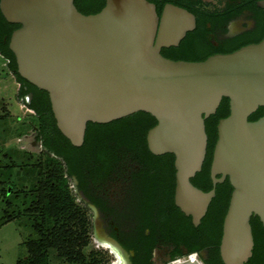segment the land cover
Segmentation results:
<instances>
[{
	"label": "water",
	"instance_id": "water-1",
	"mask_svg": "<svg viewBox=\"0 0 264 264\" xmlns=\"http://www.w3.org/2000/svg\"><path fill=\"white\" fill-rule=\"evenodd\" d=\"M264 9V0H258ZM13 30L9 48L18 74L49 95L56 125L81 146L89 122L109 123L139 111L157 123L147 132L149 150L175 156L177 207L201 223L227 178L233 187L223 220L224 264H245L255 245L251 218L264 226V37L204 60H174L162 48L178 46L194 30L193 12L166 3L161 14L149 0H106L97 13L75 0H0ZM229 99L217 124L210 176L197 187L208 149L206 119Z\"/></svg>",
	"mask_w": 264,
	"mask_h": 264
},
{
	"label": "trees",
	"instance_id": "trees-1",
	"mask_svg": "<svg viewBox=\"0 0 264 264\" xmlns=\"http://www.w3.org/2000/svg\"><path fill=\"white\" fill-rule=\"evenodd\" d=\"M149 1L156 4L159 14L170 2L187 8L196 16V29L188 32L178 46L163 48L162 54L174 60H204L214 53L232 52L264 37V9L258 6V0H234L223 12L202 9L197 5L201 0ZM105 3L106 0H75L77 8L85 14L99 12ZM243 10L252 11L257 18L254 31L219 47L214 46L208 39V22L214 25L218 21H226ZM19 26L8 22L0 10V52L10 61L5 67L15 72L21 84L20 98L33 93L28 106L35 113L31 122L23 127L36 130L44 150L37 159L28 150L20 149L9 150L4 155L5 160L0 159V227L17 222L28 231L23 243L26 254L17 264H50L52 255L61 260V264H104L103 257L99 256L101 252L91 247L90 214L87 207L77 200L72 187L73 176L80 180L89 176L95 181H103L121 160L126 159L138 165L136 175L142 186L143 201L148 207L151 230L160 225L166 236L176 244L186 245L191 252L208 248L210 259L207 264H224L219 246L233 190L228 178L217 184L216 196L201 223L195 226L192 218L185 215L174 201V154L155 155L148 148L147 132L157 123L150 113L139 111L109 123L89 122L83 145L74 146L56 125L48 93L17 72L9 39ZM229 112V99L223 98L217 112L206 119L207 155L202 170L191 179L204 191L213 188L210 167L217 124ZM262 115L264 107L249 119L256 120ZM251 224L255 245L253 256L245 264H264V226L256 215L252 216Z\"/></svg>",
	"mask_w": 264,
	"mask_h": 264
},
{
	"label": "flooded vegetation",
	"instance_id": "flooded-vegetation-1",
	"mask_svg": "<svg viewBox=\"0 0 264 264\" xmlns=\"http://www.w3.org/2000/svg\"><path fill=\"white\" fill-rule=\"evenodd\" d=\"M233 2L234 0H201L197 5L209 12H223ZM257 21L252 11L243 10L226 21H218L214 25L208 22V39L214 46L219 47L254 31ZM0 57L6 60L1 52ZM9 63L6 60L7 67ZM19 85L20 89L21 84ZM32 99L33 93H28L24 98L27 105ZM34 142H40L43 146L38 139ZM138 171V165L131 159H126L121 160L103 181H95L89 176L80 180L76 175L73 176V189L77 200L88 209L91 232L95 239L101 244L107 238L119 245L129 264H172V261L185 264L190 261V253L196 254L194 259L197 262L207 264L210 259L208 248L191 252L186 245L176 244L166 236L160 225L151 230L148 207L143 201L142 186L136 175Z\"/></svg>",
	"mask_w": 264,
	"mask_h": 264
},
{
	"label": "rangeland",
	"instance_id": "rangeland-1",
	"mask_svg": "<svg viewBox=\"0 0 264 264\" xmlns=\"http://www.w3.org/2000/svg\"><path fill=\"white\" fill-rule=\"evenodd\" d=\"M5 66L6 60L0 57V149H2L0 159L4 161L7 151L15 149L28 150L33 158L37 159L44 148L40 142H34L37 141L36 130L26 127L35 111L19 97L20 85L16 76ZM24 124L26 126L23 127ZM72 187H74L73 183ZM27 234L28 231L17 222H9L0 227V264H17L20 257L25 256L26 248L23 243ZM91 241V247L101 252L99 256L103 257L104 264H111L115 255L104 249L103 243L101 245L95 239L93 232H91ZM192 260L196 261L194 258ZM61 262L52 255L50 264H61ZM199 262L202 264L201 261Z\"/></svg>",
	"mask_w": 264,
	"mask_h": 264
},
{
	"label": "clouds",
	"instance_id": "clouds-1",
	"mask_svg": "<svg viewBox=\"0 0 264 264\" xmlns=\"http://www.w3.org/2000/svg\"><path fill=\"white\" fill-rule=\"evenodd\" d=\"M97 217H98V212H97ZM103 247L104 249L108 250L110 254H115V259L111 262V264H129L126 255L123 253V250L120 249L119 245L109 241L107 238H104ZM195 255H196L195 253H190L189 260H192L195 257ZM172 264H179V262L172 261Z\"/></svg>",
	"mask_w": 264,
	"mask_h": 264
},
{
	"label": "bare ground",
	"instance_id": "bare-ground-1",
	"mask_svg": "<svg viewBox=\"0 0 264 264\" xmlns=\"http://www.w3.org/2000/svg\"><path fill=\"white\" fill-rule=\"evenodd\" d=\"M180 263V262H179ZM181 264V263H180ZM185 264H201V263H199V262H197V261H194V260H190V261H188V263H185Z\"/></svg>",
	"mask_w": 264,
	"mask_h": 264
}]
</instances>
